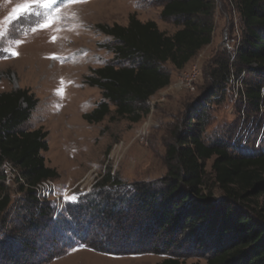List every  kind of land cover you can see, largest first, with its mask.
Masks as SVG:
<instances>
[{
  "label": "trees",
  "instance_id": "16d2710c",
  "mask_svg": "<svg viewBox=\"0 0 264 264\" xmlns=\"http://www.w3.org/2000/svg\"><path fill=\"white\" fill-rule=\"evenodd\" d=\"M230 2L241 18L242 37L232 61L226 53L214 61L208 90H224L231 75L238 77L245 71L252 78L245 82L244 94L258 110L264 90V0ZM214 13L215 0H164L161 17L174 18L179 26L171 35L134 14L126 25H98L113 41L108 48L116 64H105L86 76L88 85L100 89L102 100L84 119L99 123L112 114L114 119L139 121L148 112L146 101L170 84L171 72L163 66L168 63L181 70L211 43ZM38 101L25 88L0 93V218L4 221L12 206L4 162L17 167L29 185L57 177L42 155L48 149V132L24 128ZM205 101H196L198 122L184 133L173 134L166 148L167 173L158 182L133 184L120 192L119 182L107 173L54 219L53 203L39 200L33 189L18 181L19 211L12 212H23L18 219L22 226L18 239L11 231L7 242H0V264H40L58 247L90 243L115 253L136 246L143 236H161L155 252L166 256L156 264H201V260L264 264V151H235L223 138L206 144L202 137L207 124ZM211 158L221 197L203 189L206 161ZM10 227L14 230L15 225ZM190 258L194 261L188 263Z\"/></svg>",
  "mask_w": 264,
  "mask_h": 264
},
{
  "label": "rangeland",
  "instance_id": "374dc122",
  "mask_svg": "<svg viewBox=\"0 0 264 264\" xmlns=\"http://www.w3.org/2000/svg\"><path fill=\"white\" fill-rule=\"evenodd\" d=\"M163 2L84 0L62 7L58 13L62 20L55 24L25 32L30 20L9 17L22 0H0V21L5 18L10 21L0 24V29L5 30V35L0 37V48H11L17 53L0 52V93L25 88L38 98L24 128H42L48 132V149L42 155L45 164L57 172V177L51 181L60 195L68 192V196H75V200L66 199L65 205L77 203V197L89 193L107 173L119 182L120 192L133 184L147 185L164 178L167 173L166 148L172 143L174 133H184L187 126L198 122L196 101L200 98H205L207 105L204 113L207 124L202 133L206 144L218 138L230 142L241 124L245 129L250 126L252 116L255 120L260 119L259 110H254L247 98L240 95L245 82L252 78H248L247 73L242 87L241 80L235 75L224 90L215 93L208 90L211 85L209 72L214 61L225 53L231 55L232 61L242 37V21L230 0H215V25L209 45L199 50L181 70L173 69L168 63L163 66L171 72L170 84L146 101L148 112L139 121L114 119L112 114L99 123L84 119V114L102 100L100 89L88 85L86 76L105 64H116L108 48L113 41L99 30L98 25H126L129 15L134 14L142 22L154 21L161 31L171 35L179 26L174 18L161 17ZM53 37L56 38L54 41ZM16 40L22 42L17 45L13 42ZM53 56L59 59H53ZM193 67H197L198 76L193 83L194 89L190 90L179 85V78ZM230 67L235 73L233 66ZM261 92L264 98V90ZM261 108L264 112V105ZM110 110L112 113L114 107L110 106ZM262 120L263 117L259 124ZM260 150L264 151V143ZM241 152L255 153L249 149ZM211 162L212 158L206 161L203 189L221 197L222 192L214 183ZM6 186L12 206L9 214L4 216L5 221L0 218L1 243L7 242L11 231L18 239L17 231L22 226L18 219L23 212L19 215L12 212L13 209L19 211L22 194L16 182ZM10 224L15 225L14 230ZM160 237H140L136 246L115 253L101 250L94 243L58 247L53 250L52 257L40 264H156L166 256L163 252H155ZM191 261L194 259L187 260L188 263ZM201 264H204L203 260Z\"/></svg>",
  "mask_w": 264,
  "mask_h": 264
},
{
  "label": "built area",
  "instance_id": "2783aa9c",
  "mask_svg": "<svg viewBox=\"0 0 264 264\" xmlns=\"http://www.w3.org/2000/svg\"><path fill=\"white\" fill-rule=\"evenodd\" d=\"M245 75V71H242L239 76L237 77V80H241V87H242V80ZM198 76L197 67H193L189 72H186L181 75L179 78V85H183L184 87H187L190 90L194 89V81L196 80V77ZM231 77H234L231 75ZM240 95L244 98H246L244 94V90L241 89ZM264 98L262 96V101L260 103V106L258 108L260 113V119L255 120V116L251 117L250 120V126L243 129L242 125L237 130L234 137L230 140V147L231 149L235 151H245L246 149H249L251 151H258L261 148V145L264 143V112L262 110V106L264 105ZM258 113V114H259ZM263 117L262 124H259L261 118ZM254 123V124H253ZM252 139V140H251ZM251 140V141H250ZM3 172L5 175L4 183L7 185L9 182H21L26 188H31L34 190V193L36 197L41 201H51L54 205V218H57L59 213L62 212L64 206H65V196L60 195V193L57 190L56 184L51 181V179L42 180L34 185H29L24 183L22 178L19 175L18 168L15 167L10 162H4L3 166ZM7 187V186H6ZM81 188L80 190H82ZM90 187L86 188L87 192L89 191ZM68 194V192H66Z\"/></svg>",
  "mask_w": 264,
  "mask_h": 264
},
{
  "label": "snow or ice",
  "instance_id": "6c2138e0",
  "mask_svg": "<svg viewBox=\"0 0 264 264\" xmlns=\"http://www.w3.org/2000/svg\"><path fill=\"white\" fill-rule=\"evenodd\" d=\"M6 2H11V0H6ZM80 2H84V0H22V3L20 5H17L12 9V13H15V15H12V13H10L9 17L11 19L24 18L25 20H30V26L29 28L25 29V32L36 31L37 28L47 27L62 20V16L58 15L62 7H67L69 4ZM54 5L57 6L53 7ZM49 9H51V11H49ZM45 21H47L48 23L45 24ZM8 22H10L9 18H5L4 21H0V24H5ZM4 35L5 30L0 29V37H3ZM52 39L54 41L56 38L53 37ZM13 42L18 45L22 41L16 40ZM0 52H6L10 55H17V53L11 48H0ZM52 58L59 59L55 56H53ZM57 91L58 93L60 92V90ZM63 195L67 200H75V196H68L67 193H63Z\"/></svg>",
  "mask_w": 264,
  "mask_h": 264
}]
</instances>
